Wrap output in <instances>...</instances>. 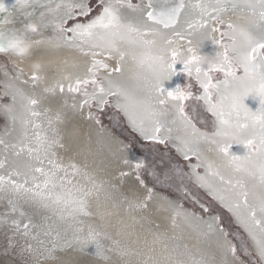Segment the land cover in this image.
Returning a JSON list of instances; mask_svg holds the SVG:
<instances>
[{"label": "snow or ice", "instance_id": "obj_1", "mask_svg": "<svg viewBox=\"0 0 264 264\" xmlns=\"http://www.w3.org/2000/svg\"><path fill=\"white\" fill-rule=\"evenodd\" d=\"M51 3L52 0H15L9 8L0 0V13L5 14L0 18V53L11 54L8 40L21 36L34 45L63 46L90 57L91 62L82 74L65 77L67 84L57 81L52 87H44L42 92L47 96H55L57 92L79 94L80 101L71 105L74 110L90 109L93 104L100 108L110 102L109 97H117V107L125 112L133 126L146 138L160 143H164L159 137L162 125L148 120L158 114L157 105L164 107L172 103L176 115L195 134L199 130L186 113L185 102L202 101L205 110L215 118L212 133L202 136L217 146L234 175L226 177L209 162L206 175L218 178L221 187H215L205 177H198V181L233 213L252 241L260 264H264V0H196L194 3L192 0H95V4L93 0H60L55 8ZM41 8L44 10L40 11ZM13 9L25 17L35 18L38 33H30L28 24L19 29L7 27L12 23ZM235 11L243 14L242 22H226L224 17ZM52 13H59L58 20L46 18ZM77 17L87 20L79 22ZM69 21H73L70 26ZM49 26L56 33L54 37L45 41L31 39V34L42 35ZM213 33H219V38ZM193 35L198 36L201 46L210 40L219 47L213 55L205 56L192 47H188L185 54L173 46L172 37L182 40ZM188 43L191 45L192 41ZM113 59L116 66L110 67L106 61ZM127 60L141 70L135 79L145 93L143 98L112 79L113 73L123 75L122 64ZM177 64L183 66L181 71L189 77L195 75L201 94L194 96L190 85L187 89L180 86L165 89L164 82L177 74ZM101 70L108 75L101 77ZM215 73H222L223 80L213 83ZM23 76L20 69L12 81L4 85V94L12 101L3 106L9 126L0 136V201L7 202L6 210L0 213V227H7L12 233L8 248H19L22 264H33L37 259L56 261L57 252H82L89 246L101 260L110 261L107 252L111 249L102 243V239L110 237L91 226L86 237H81L83 229L77 228L68 238L51 224L38 225L33 221L41 211L51 212L60 220L65 215L74 220L90 216L89 197L103 191V184L97 183L77 164L65 166L56 158V149L64 147L63 136L49 116V110L42 106V98L21 87L29 85L30 80L34 90L42 78L36 73L29 79H21ZM249 96L259 100L255 111L245 104ZM89 118H92L91 111ZM55 121L62 122L59 113ZM181 143L187 151H192L185 141ZM233 144L243 145L244 154H234ZM22 156L27 160L22 161ZM142 167L139 162L135 164L136 178L143 186L139 175ZM69 169L71 175L85 177L91 187L73 183ZM147 193L146 200L130 203L129 207L147 210L153 190L149 188ZM104 195L111 199L109 193L104 192ZM176 219L174 216V226ZM217 221L215 218L209 223L203 235L217 236L220 264H230L229 257L232 261L238 260V246L228 239ZM37 228L41 231H35ZM16 237L22 238L25 244L20 245ZM113 244L117 245L121 256L132 255L128 249L119 248L117 241ZM169 251L176 256L174 264H185L180 258L184 253L179 251V246ZM190 261L191 264H216L210 252L201 254L199 259L190 257ZM61 264L72 262L61 261ZM154 264L159 262L154 261Z\"/></svg>", "mask_w": 264, "mask_h": 264}, {"label": "rangeland", "instance_id": "obj_2", "mask_svg": "<svg viewBox=\"0 0 264 264\" xmlns=\"http://www.w3.org/2000/svg\"><path fill=\"white\" fill-rule=\"evenodd\" d=\"M3 2L7 7L12 8L15 0H3ZM44 2H47V0H44ZM59 2L60 0H52L51 7L55 8L56 3ZM192 2L194 3L196 0H192ZM93 4H95V0H93ZM39 10L43 11L44 9L41 8ZM235 12H237L235 20L231 21V23L239 24L243 20V14L240 15L238 13L239 11ZM13 13L12 23L7 25V27L19 29L24 27L25 24L35 22V18L25 17L19 12H16L15 9H13ZM4 15V13H0V18ZM46 18L49 21H56L59 18V13L49 14ZM86 20L87 18L85 17H77V21L79 22H86ZM72 23L73 21H69V26ZM223 30L224 28H221V31ZM55 34L53 28L49 26L43 30L42 35L31 34V36H33L31 39L35 37L33 41H45L54 37ZM213 35L219 38V33H213ZM172 39L174 40L173 46L179 48L185 54H187L186 49L188 47H192L196 50L192 43L189 45L188 40L195 39L197 44L200 45L198 36L196 35L186 37L182 40H177L175 37H172ZM179 44H182L183 47H181V45L179 46ZM203 45L214 46L209 40L205 41ZM42 46L45 47L48 45H35L33 49ZM215 46L219 47L218 45ZM9 56L13 55H0V136L4 135L6 128L9 126L8 119L3 111V106L12 103L11 97L4 94V85L11 82L15 77L10 68ZM122 65L123 75L112 74V79L134 94L135 92L133 89L125 86L122 82L123 79H125L124 77L127 69L124 63ZM182 67L181 64L176 65L177 74L174 76L178 79V86L182 89H187L190 85V90L194 96L201 94L202 89L197 83L195 75L189 77L186 73L181 71ZM68 69H70V66L64 64L58 69V73L54 74L59 78L66 77ZM6 73L7 75H5ZM99 75L103 77L102 72H100ZM213 75V83H216L218 80H223L222 73H215ZM64 80L62 81L68 82ZM21 87H24L25 91L29 93L34 91L35 94L42 98V106L49 110L48 114L53 118L54 124L60 132H62L61 127L63 126L61 123L64 124L68 118L65 113L69 112V110L74 112L78 111V113H80V109L74 110L71 108L73 103H78L80 101L81 97L79 94H68L69 98L61 94L58 98L59 104L57 103L54 105L52 104V100H47V94L42 92V89L47 87V84H40L34 90L31 88V83H29V85H21ZM108 99L110 102L100 108H97L95 104H93L90 109L87 107L83 108V110H86L85 118H83L85 120H92L96 123L98 121L97 124L100 131L107 130L111 132L115 138L124 143V150L130 152L132 159L129 164L127 163L129 170L126 173H128V175H121L122 173H118V175L115 176V186L119 187L116 188V190L119 192L120 187H124L127 190L125 177L135 182L137 191L144 189L147 193V189L151 188L153 190L152 198L155 194H159L165 202L175 207L173 217L177 216V219L175 221V226L173 221L171 224L176 234L163 235L162 233H156L154 229L156 224H154V222H150L148 225L144 223L143 218H147L146 213L148 209L134 210L129 207V203L125 202L124 192H121L122 195L120 194L117 198L116 194H114L115 196L113 195V190L103 187V191L99 194L89 197L88 211L91 212L90 216H80L78 219L74 220L65 215L64 219L60 220L58 216L53 215L51 212L41 211L33 217V221L38 225L43 224L47 226L51 224L60 231L62 235L67 234L68 238L72 237L77 228H82L83 231L80 235L81 237H86L89 227L91 226L98 232L110 237V239H102V243H104L108 249H111V251L107 252L110 261L101 260L95 255V249L89 246L82 252L70 250H66L63 253L57 252L56 261L37 259L33 264H61V261H70L72 264H154V261H158L159 264H174L176 256L169 250L174 246H179V241L181 239L179 222L181 220V215L188 214L201 220H214L218 218L217 222L228 234V239L238 246V260L236 261L239 262V264H260L259 257L249 237L237 224L232 214L223 207L219 200L215 199L213 195L210 194L207 187L201 186V183L198 181V177H205L206 180L215 187H221L218 178L210 174L206 175V164H201L199 159L193 155L185 159V157L179 153L178 148L171 144V142L164 141V143H160L153 141V139L146 138L133 126L125 112L117 107V99H115V97H109ZM65 101L67 102V106H65ZM185 104L187 105L185 109L186 113L190 115L192 122L199 130L198 132L201 134H211L214 130L213 123L215 118L212 117L211 113L205 110L203 102L189 100L186 101ZM51 106L53 108H50ZM254 110H256V108H254ZM89 111H91V119L89 118ZM58 113L61 116L62 122L55 121V117ZM90 139L87 133L84 137L87 143L86 146L90 143ZM231 151L239 155L236 147H232ZM56 153V158L63 165L67 166L69 163H75L91 176V170L94 168V165L91 162L93 154L89 146L81 149L64 145L63 148L56 149ZM21 160H27V157L22 156ZM138 162L143 165L139 170L140 178L144 181L143 186L136 178L135 164ZM59 175L63 176L64 174L60 173ZM69 178L72 179L73 183L91 187L90 182L85 177L71 175L70 169ZM104 192L109 193L111 199H106ZM147 195L148 193L142 200H146ZM138 200L141 199L137 198L135 202ZM6 207L7 202L0 201V213H3ZM25 207L27 208L28 206L25 205ZM46 216H50L51 219H45ZM35 231L39 232L41 229L37 228ZM10 236H12V233L7 227H0V264H22L19 248L17 247L15 250L8 248V238ZM41 238L44 239L43 236H41ZM16 239L19 240L20 245L25 244L22 238L16 237ZM113 241L118 242L119 248L128 249L132 255L121 256L117 245L113 244ZM30 242L35 244V241ZM170 256L171 259H169ZM190 257L194 256L188 254L186 259H183L185 264H191ZM180 258L182 259V256ZM196 259H199V257H196Z\"/></svg>", "mask_w": 264, "mask_h": 264}, {"label": "bare ground", "instance_id": "obj_3", "mask_svg": "<svg viewBox=\"0 0 264 264\" xmlns=\"http://www.w3.org/2000/svg\"><path fill=\"white\" fill-rule=\"evenodd\" d=\"M236 13L237 12H229L224 17L225 21L231 22L235 20ZM238 13L242 15L241 12ZM34 38H32V40ZM191 41L192 45L195 46L196 51L201 55L211 56L214 54L215 49L218 48L215 45L200 46L197 44L195 39H191ZM180 45L183 47L182 44ZM0 55L6 54L0 53ZM8 58L10 68L15 75L18 74L20 69H23L24 72V76L21 79H29L33 73H36L42 78L41 84L46 82V77L49 72L59 68L62 64L69 63L71 70L70 76L82 74L86 66L90 64L89 57L81 55L75 49L63 46L60 48H53L49 46L36 47L31 51V55L24 59H19L14 56H9ZM106 62L110 67L116 66L115 59L107 60ZM126 62L129 66L130 72L129 77L125 80L124 84L133 89L136 93H134V95L143 98L145 93L139 89L138 81L135 79L137 75L141 74V71L131 60H127ZM36 65H39V67L37 68ZM102 75L105 77L108 73L102 70ZM29 83H31L30 80ZM177 86L178 80L176 81L173 77L164 82V87L167 90H173ZM64 96L69 98L68 94H64ZM58 102V100H52V104L54 105ZM245 104L255 111L254 108L257 109L259 107V100L249 96L245 99ZM50 108L53 107L51 106ZM157 112V115L148 117V120L159 122V124L162 125L161 133L163 132V138L160 137V139L171 142V144L178 148L179 153L185 157L187 149L181 143L183 140L187 143L188 147L192 149V151H187L188 157L191 155L196 156L197 158L199 157L198 159L201 164L207 165L209 162L212 163L213 167L215 169H219V171L226 177L234 175L232 170L226 165L221 154L218 152L217 146L209 143L207 139L203 138L201 133L197 132L194 134L192 128L187 126L186 123L176 115V111L172 103H169L164 107L157 105ZM68 113H70L68 119L69 121L65 126L63 142L65 145H69L74 148L83 149L89 146L91 153L93 154L91 162L94 165V168L91 170V176L95 179V181L103 184L104 188L113 190V195L116 194L117 198L120 196L121 192H124L126 203H134L137 198L142 200V198H144L147 194L146 190L141 189L137 191L135 182L130 181L127 177H125L127 190L124 187H120V193L116 190V188L119 187L115 186V176H117L118 173L128 172L129 166L125 163V161H128L129 164L132 159L130 152L128 150H124V143L115 138L111 132L107 130L100 131L96 122L88 119L82 120V117L85 118L84 111H82V116H79L77 112L71 110H69ZM87 133L91 138L88 146H86L87 143L84 140ZM153 141L158 142L157 140ZM232 147L237 148L239 155H243L245 152L243 145L233 144ZM223 207L225 206L223 205ZM226 209L228 210V208ZM174 212L175 207L173 205L165 202L159 194H155L152 200L148 202V212L146 213L147 218H143L144 223L145 225H148L150 222H154V224H156L154 227L156 233H162L163 235L173 234L175 232L173 231L171 222L173 221ZM230 213L234 217L237 224L248 236L247 232L241 224L238 223L233 213ZM212 222V219L201 220L190 214L181 215V220L179 222V231L181 234L179 249L181 250V253H184L182 259H186L188 254L193 255L196 258L200 257L201 254L205 252H210L214 254L216 264H220L221 254L216 246L217 236L211 235L205 237L203 235L207 230V225ZM250 242L255 250L251 240ZM229 262L230 264H239L237 261H232L231 257H229Z\"/></svg>", "mask_w": 264, "mask_h": 264}, {"label": "clouds", "instance_id": "obj_4", "mask_svg": "<svg viewBox=\"0 0 264 264\" xmlns=\"http://www.w3.org/2000/svg\"><path fill=\"white\" fill-rule=\"evenodd\" d=\"M28 31L30 33H38L39 25L35 22L28 24ZM35 45L29 41H26L21 36H16L10 38L7 42V48L11 55L19 58L24 59L31 55V51Z\"/></svg>", "mask_w": 264, "mask_h": 264}, {"label": "flooded vegetation", "instance_id": "obj_5", "mask_svg": "<svg viewBox=\"0 0 264 264\" xmlns=\"http://www.w3.org/2000/svg\"><path fill=\"white\" fill-rule=\"evenodd\" d=\"M179 46H180V44H179ZM90 58V57H89ZM90 62H91V58H90ZM65 64H68L69 65V63H65ZM124 64H125V66L127 67V69H126V75H125V79H123V84L125 83V80L129 77V66H128V64H127V62L125 61L124 62ZM64 64H62V66H63ZM62 66H60V67H62ZM70 66V65H69ZM123 66V65H122ZM59 67V68H60ZM59 68H57V69H55V70H53L52 72H49L48 73V76L46 77V82L45 83H42V84H47V87H52L57 81H61V82H63L62 80H64L63 78H65V77H63V78H59V77H56L55 76V74L54 73H58L57 71H58V69ZM12 71V70H11ZM141 71V70H140ZM70 72H71V70L70 69H68V72L66 73V77H68V76H70ZM101 72H102V70H101ZM12 73H13V71H12ZM14 74V73H13ZM114 75H115V73H113ZM15 75V74H14ZM16 76V75H15ZM64 76V75H63ZM173 78L177 81L178 79L176 78V76H173ZM65 81V80H64ZM66 82V81H65ZM65 82H63V83H65ZM66 84H67V82H66ZM125 86H127V85H125ZM128 87V86H127ZM131 88V87H130ZM66 94H68V93H65V95ZM59 96H61V93H59V92H57L56 93V95L55 96H48L47 98V100H49V101H51V100H53V101H55V100H59L58 98H59ZM62 96H64V94H62ZM115 99H117V97H115ZM59 104V103H58ZM82 111H84L85 113H86V110L84 109H80V113H78V111H77V114L79 115V116H82ZM66 114V116L68 117L67 118V120H66V122H64V124H62L61 123V125H63L62 127H61V130H62V136L64 135V132H65V126L67 125V123H68V119H69V114L70 113H65ZM82 120H84V118L82 117ZM162 131V130H161ZM159 137H161V138H163V132L161 133L160 132V134H159ZM62 143L64 144V142H63V140H62ZM65 145V144H64Z\"/></svg>", "mask_w": 264, "mask_h": 264}]
</instances>
